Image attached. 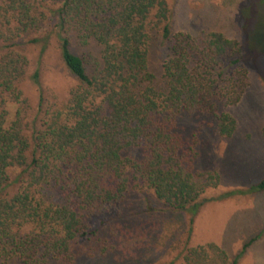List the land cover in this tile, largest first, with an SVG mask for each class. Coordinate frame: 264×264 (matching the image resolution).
I'll return each instance as SVG.
<instances>
[{"label": "trees", "instance_id": "trees-1", "mask_svg": "<svg viewBox=\"0 0 264 264\" xmlns=\"http://www.w3.org/2000/svg\"><path fill=\"white\" fill-rule=\"evenodd\" d=\"M44 2L40 9L31 0H0V264H74L78 249L116 219L129 190L145 211L156 201L187 216L188 241L219 176L195 170L197 136L183 138L177 121L196 116L231 138L236 122L226 109L248 87L250 49L217 32H175L166 0ZM261 32L264 46V22ZM52 42L76 85L58 107L37 66L30 76L37 103L28 114L18 88L26 50L38 47L39 63ZM156 45L158 77L149 68ZM7 104L16 106L11 116ZM250 191L264 192V179ZM252 241L233 258L214 243L180 257L183 264H239Z\"/></svg>", "mask_w": 264, "mask_h": 264}, {"label": "rangeland", "instance_id": "rangeland-1", "mask_svg": "<svg viewBox=\"0 0 264 264\" xmlns=\"http://www.w3.org/2000/svg\"><path fill=\"white\" fill-rule=\"evenodd\" d=\"M31 1L40 9L41 4L49 5L48 2L41 3L44 0ZM166 2L171 9L175 32L192 35L217 32L250 49L246 51L248 87L240 101L226 109L236 122L231 138L219 137L212 124L201 125L196 116L182 115L177 121L183 138L190 139L192 134L197 136L195 170L216 172L219 185L205 192L204 197L213 200L195 215L188 241L187 216L167 212L154 200L152 207L155 209L145 211L143 198L129 190L114 210L118 212L116 219L101 230L100 240L78 249L82 255L74 264H163L174 259L175 264H183L180 256L185 249L207 243L218 245L233 258L250 240L253 241L239 264H264V192L250 191L264 179V46L259 42L263 36L264 0ZM73 50L79 54L84 52L75 43ZM38 53V47L27 48L29 64L18 83L25 100L24 111L28 114L37 103V88L30 78L37 66L48 101L58 107L65 104L76 85L53 42L39 63ZM162 58L163 52L156 45L150 52L149 68L157 77ZM7 105L11 116L16 106ZM127 154L135 153L128 151ZM238 191L245 194H237ZM233 192L234 195L217 201L221 195ZM88 247L90 249L86 250Z\"/></svg>", "mask_w": 264, "mask_h": 264}]
</instances>
